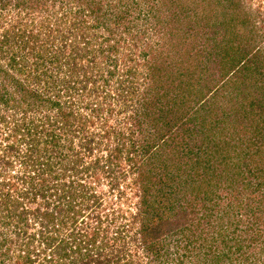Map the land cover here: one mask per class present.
<instances>
[{"label":"trees","instance_id":"1","mask_svg":"<svg viewBox=\"0 0 264 264\" xmlns=\"http://www.w3.org/2000/svg\"><path fill=\"white\" fill-rule=\"evenodd\" d=\"M70 1L0 0V264H143L132 245L148 264H264L262 6L136 0L139 27L121 23L134 4ZM167 20L176 55L147 41ZM125 168L136 203L116 211L83 179ZM228 188L250 217L211 219Z\"/></svg>","mask_w":264,"mask_h":264},{"label":"rangeland","instance_id":"2","mask_svg":"<svg viewBox=\"0 0 264 264\" xmlns=\"http://www.w3.org/2000/svg\"><path fill=\"white\" fill-rule=\"evenodd\" d=\"M54 2H57L58 0H52ZM62 3H66V2H71L70 0H61ZM66 1V2H65ZM191 0H186V3H190ZM123 2L125 3V6L122 7L124 8V10L126 9L127 10V7L129 4L130 6L133 5L134 8H129L128 10V16H126V19L123 18L122 22L121 23H125L126 24V21L129 22L130 19H134L136 21V23L139 25V27L142 25V21H140L141 18H143V13L146 14V11L143 9L142 6H138V3L136 2V0H123ZM140 2V1H139ZM142 2V1H141ZM71 3H69L71 5ZM143 3V2H142ZM247 8H250L251 10L253 9L254 11H257V9L261 7V11L263 14H264V1L263 2H258V0H245L243 2ZM13 2L12 4L10 5V7L7 8V10L5 11V16L6 14L8 15V21H15V20H12L10 18L14 17L16 15V11H15V8L13 7ZM48 5L52 4V3H47ZM73 4V3H72ZM72 7L76 8L75 6L72 5ZM14 12V13H12ZM148 13V12H147ZM141 14V15H140ZM124 15H126L124 13ZM141 16V18H140ZM262 19H263V22H264V15L262 16ZM35 20L38 21V17H35ZM81 20V19H79ZM87 21H89V18H87ZM90 22V21H89ZM168 22V24H167ZM261 22V21H260ZM163 24L164 25H167L165 26L164 29H162V35H159L160 37H153L152 39H147L148 43L150 42V44L152 45L153 48H161L162 52H165L166 51V48L169 50L170 49V45L173 44V49L174 51L171 53V54H175V51L176 50H179V46L177 45V40L180 39L182 42L183 40L180 38L182 37V35L184 37H186V35L184 34L183 32V29L185 27H183L182 24L178 25V24H174V29H172L171 31H168L167 29L171 26H173V24H170L169 23V20H167L166 22L163 21ZM257 29H260V28H264V24L259 23L257 26ZM171 32H177L176 35H174V37L176 38H173L172 37V33ZM262 33H264V29L261 30ZM102 33V32H101ZM99 33V34H101ZM259 33V32H258ZM150 35V34H149ZM162 37L165 39H162ZM178 37V38H177ZM177 39V40H176ZM264 41V40H263ZM261 42V41H260ZM164 43H168L167 47H163V44ZM165 44V45H166ZM260 46L264 47V42H261ZM261 48V47H259ZM157 57V56H156ZM4 61L1 60V63H3ZM119 70L117 72V75H120L122 74V72H125V76H123V80H125L124 82V85H127V81H130L128 75L126 76V69L125 68H122V65H119L118 66ZM237 69V68H235ZM236 72H239V69L236 70ZM135 81V85L136 83L138 82L139 84V90L142 92V90L146 91V84L142 83V79L141 80H138L136 76H134V78L132 79ZM214 83V82H213ZM138 90V92H139ZM196 100V99H195ZM189 101V99H188ZM243 102V101H242ZM211 111L209 112L210 114L213 113V112H217V109L216 107L217 106H220L219 103H214V104H211ZM113 108L115 111H117V113L115 114L114 112V115H115V118H120L122 120V118L125 116V113L122 112V113H119L118 111V108H117V104L113 105ZM213 110V111H212ZM209 119V121H215V118H213L211 115H209L207 117ZM11 117L8 119V123L11 124ZM118 121V119H117ZM216 122V121H215ZM217 123V122H216ZM230 124L233 126V123L230 122ZM123 126H126V124H124ZM218 129L220 130V126L218 127ZM243 139L245 140L246 137H243ZM76 140V139H75ZM237 142H241V141H237ZM247 145V144H246ZM23 146V145H21ZM244 145H242L243 147ZM1 147H0V151H1ZM206 151V149H205ZM206 158V156H204ZM124 174V173H123ZM123 174L120 172V171H117L116 173V176H114L112 178V176H108V173H100L99 175H96L94 176L93 178L90 177V175H88L87 178L83 179V180H87L90 182V186H96L97 188V192H101L103 194V199L106 200L107 202L109 203H113V205H115L113 208V210H128V209H132L134 210V205H135V200H134V192L136 191V186L133 184V177L131 175H129V169L125 168V177H123ZM87 175V174H85ZM99 176L100 178V183L97 184V177ZM115 185H117V188H115ZM233 186V185H232ZM234 187V186H233ZM231 188V187H229ZM228 188V192L225 194H218L217 197L219 198L218 200H216L217 204L215 205L216 208H213L211 207V210H209L208 213L212 214V218H218V215H222L223 216V212H226V217L227 216H235L234 213H240V214H243L245 217L249 216L250 217V213H246L244 210L243 207H239L236 208L237 205H239L240 203L235 199H232L233 198V195H235L233 191V188L232 189H229ZM121 192H123V195L121 194ZM229 193H230V196H229ZM121 195V197H120ZM221 195V197H220ZM82 202V201H81ZM120 202V203H119ZM117 203V204H116ZM210 204V203H209ZM208 204V205H209ZM228 205H232L233 206V210L231 208H228L227 206ZM204 213H206L207 211H203ZM218 214V215H217ZM240 217L243 218L242 215H240ZM224 222H225V225L224 226H228L226 225L227 223L232 225V227L234 226V224H236V220L234 219H224ZM4 232V231H3ZM131 253L133 254L134 257H137L138 259L142 260L143 261V264H148V261H149V258H147V256L139 249L135 247H131Z\"/></svg>","mask_w":264,"mask_h":264}]
</instances>
